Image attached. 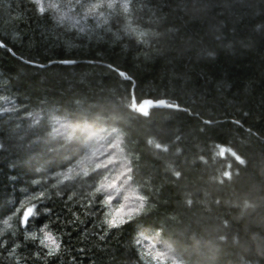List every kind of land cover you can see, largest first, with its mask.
I'll list each match as a JSON object with an SVG mask.
<instances>
[{
	"label": "trees",
	"instance_id": "1",
	"mask_svg": "<svg viewBox=\"0 0 264 264\" xmlns=\"http://www.w3.org/2000/svg\"><path fill=\"white\" fill-rule=\"evenodd\" d=\"M132 9L146 45L121 31L119 16L111 31L88 18L78 33L35 14L30 0H0V41L12 49L0 47V109H15L0 111V228L32 180L50 175L37 168L85 155L100 136L106 147L117 128L132 179L112 193L125 203L113 219L139 196L145 208L101 242L98 206L94 217L66 197L46 201L51 214L25 230L51 223L62 252L49 264H264V0H132ZM143 99L176 108L144 116L132 109ZM16 238L32 264L36 244ZM0 264H10L6 253Z\"/></svg>",
	"mask_w": 264,
	"mask_h": 264
},
{
	"label": "snow or ice",
	"instance_id": "2",
	"mask_svg": "<svg viewBox=\"0 0 264 264\" xmlns=\"http://www.w3.org/2000/svg\"><path fill=\"white\" fill-rule=\"evenodd\" d=\"M32 10L38 16L48 14L50 19L57 25H65L69 28H76L78 33H84L89 28L88 18L93 21V27L103 28L111 31L110 22L116 16L123 21L121 31L135 39L138 44H147V33L132 23V0H30ZM83 22V23H82ZM16 35V34H15ZM117 39L119 35L113 33ZM0 47L8 48L4 41H0ZM32 63V61H28ZM62 63H73V61H62ZM118 71V74L130 79L126 73ZM0 99H6L0 97ZM4 113L14 112L15 109H0ZM147 115V112L140 113ZM29 118L33 119V127L39 124V115L28 113ZM63 120V119H62ZM53 125L59 124L61 118L50 117ZM64 121V120H63ZM66 126V121L64 125ZM53 133L57 132V128L53 127ZM110 134L114 136L111 144L107 148L104 147V141L108 139L106 136L96 138L94 144L88 149L85 155L75 157H62V163L55 166L37 168V174L47 175L42 180H32L33 189L23 190L25 195L18 203H15L13 210L7 218L3 219L4 228H0V254H7L10 264H27V259L19 255L21 242L17 239V234L23 232L24 241L31 240L36 244V248L29 255L32 264L42 261L43 264H49V261L58 257L62 252V241L58 235L52 231L50 222H38V226L33 225L32 230L28 228L30 222L35 221L41 214H51V209L46 205V201L54 198L66 197L68 203H78L84 211V215L96 216L95 212L90 209L98 206L99 219L95 227L99 229L98 239L103 242L107 239L112 230H118L127 224L132 218L133 213H140L144 210L145 197L139 196L141 201L135 209H129L126 216H122L119 220L113 219L114 212L125 209V203L113 204L112 193L120 191V178L127 177L128 183L131 182V161L123 154V134L117 128H112ZM51 135V134H49ZM93 135V134H90ZM23 139V137H20ZM40 137L32 141L35 143ZM87 139V138H86ZM4 147L0 144V149ZM109 152L111 154L109 155ZM104 157L101 159L100 157ZM119 165V170L115 175L107 174L109 166ZM93 177L95 179H93ZM79 189V191H75ZM131 194H135L133 190ZM127 201V194L124 196ZM73 217L77 216V212L71 213ZM17 218L16 227L13 229L10 221ZM12 229L11 232L8 230ZM134 247H138L139 241H132ZM138 255H143L138 249ZM157 255H160L159 253Z\"/></svg>",
	"mask_w": 264,
	"mask_h": 264
},
{
	"label": "water",
	"instance_id": "3",
	"mask_svg": "<svg viewBox=\"0 0 264 264\" xmlns=\"http://www.w3.org/2000/svg\"><path fill=\"white\" fill-rule=\"evenodd\" d=\"M162 107L176 108L175 105L167 104L164 100H151V99H143L138 104L134 102L132 105V109H134L137 113H144V112H148V110L152 108H162Z\"/></svg>",
	"mask_w": 264,
	"mask_h": 264
},
{
	"label": "rangeland",
	"instance_id": "4",
	"mask_svg": "<svg viewBox=\"0 0 264 264\" xmlns=\"http://www.w3.org/2000/svg\"><path fill=\"white\" fill-rule=\"evenodd\" d=\"M108 146H106L105 148H107ZM109 154H111V152H109ZM101 159H104V157L102 156V157H100ZM118 166V165H117ZM111 170H113V171H115V174H116V172L119 170V166L118 167H116V169H114V168H112V166H111ZM114 173H113V175H115ZM122 180H124V179H122ZM122 186H124L125 185V181H123L122 183ZM129 196H127V198H128Z\"/></svg>",
	"mask_w": 264,
	"mask_h": 264
}]
</instances>
